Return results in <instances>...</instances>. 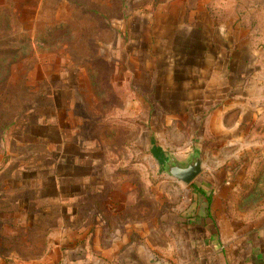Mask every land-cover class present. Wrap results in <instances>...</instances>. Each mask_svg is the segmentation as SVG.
Listing matches in <instances>:
<instances>
[{
    "label": "rangeland",
    "instance_id": "374dc122",
    "mask_svg": "<svg viewBox=\"0 0 264 264\" xmlns=\"http://www.w3.org/2000/svg\"><path fill=\"white\" fill-rule=\"evenodd\" d=\"M0 49V264L264 218V0H0Z\"/></svg>",
    "mask_w": 264,
    "mask_h": 264
},
{
    "label": "crops",
    "instance_id": "0c3cea01",
    "mask_svg": "<svg viewBox=\"0 0 264 264\" xmlns=\"http://www.w3.org/2000/svg\"><path fill=\"white\" fill-rule=\"evenodd\" d=\"M196 226V227H195ZM199 226V225H198ZM196 233H187L180 229L179 251L176 254L171 243H168L167 257H159L146 243L136 244L119 242L115 248L108 253H102L95 259L90 254H69L64 264H264V218L260 217L249 226L245 227V233L238 238H231L230 251L219 253L220 248L213 245L215 238L213 229L210 231V238L204 237L208 245H203L200 234L202 227L190 225ZM211 227V225H210ZM188 231H193L188 229ZM199 233V235H198ZM199 243V246H198ZM234 243V244H233ZM211 244V245H210ZM238 244V245H237Z\"/></svg>",
    "mask_w": 264,
    "mask_h": 264
},
{
    "label": "water",
    "instance_id": "95a60500",
    "mask_svg": "<svg viewBox=\"0 0 264 264\" xmlns=\"http://www.w3.org/2000/svg\"><path fill=\"white\" fill-rule=\"evenodd\" d=\"M204 169L201 155L194 152L185 159L168 155L164 161V170L171 176L181 180L184 184L191 183Z\"/></svg>",
    "mask_w": 264,
    "mask_h": 264
},
{
    "label": "trees",
    "instance_id": "16d2710c",
    "mask_svg": "<svg viewBox=\"0 0 264 264\" xmlns=\"http://www.w3.org/2000/svg\"><path fill=\"white\" fill-rule=\"evenodd\" d=\"M4 49H0V80L2 79V73H7L8 69H6L5 71V68L3 65H1L3 63V61H5L6 59V54H9V53H16V50H13V51H3ZM4 73V74H5ZM3 74V75H4ZM151 152L154 154V156L159 159L161 161V159H163V156H164V150L162 147L158 146V145H153L152 149H151ZM209 211V206L207 207V212Z\"/></svg>",
    "mask_w": 264,
    "mask_h": 264
}]
</instances>
